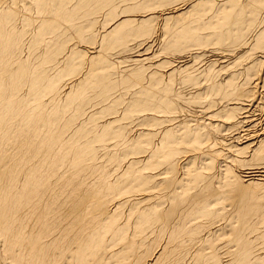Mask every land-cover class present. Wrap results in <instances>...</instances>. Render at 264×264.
Returning a JSON list of instances; mask_svg holds the SVG:
<instances>
[{"label":"bare ground","instance_id":"obj_1","mask_svg":"<svg viewBox=\"0 0 264 264\" xmlns=\"http://www.w3.org/2000/svg\"><path fill=\"white\" fill-rule=\"evenodd\" d=\"M178 1L0 0V264H253L264 245V55L248 52H264V0L149 12ZM156 30L170 57L250 46L218 71V61L194 70L189 54L163 74L154 63L140 73L142 55L116 74L99 52ZM185 85L198 89L183 95ZM192 100L205 119L179 124ZM225 234L237 252L218 247Z\"/></svg>","mask_w":264,"mask_h":264},{"label":"rangeland","instance_id":"obj_2","mask_svg":"<svg viewBox=\"0 0 264 264\" xmlns=\"http://www.w3.org/2000/svg\"><path fill=\"white\" fill-rule=\"evenodd\" d=\"M185 1H188V0H179L178 2H176L175 4H172V5H166V7L165 6H162V5H160V6H155L153 9H152V11H149V12H152V13H154V12H156L155 13V15L157 16V15H159V14H163V13H166L167 11H169L170 9H172V8H174V7H178V6H182V5H184L185 4ZM180 4V5H179ZM166 9V10H165ZM151 10V9H150ZM143 11H145V10H140V12L138 11V12H133L132 13V15L133 16H136L135 18L137 19L138 17H139V15H140V13L141 14H143L142 12ZM154 11V12H153ZM102 20H103V18H102V16L101 15H99L98 16V18H97V25H96V27H95V30L97 29V31H98V37H99V35L102 33V30H101V25H102ZM159 20V21H158ZM158 20H156V21H154V23H153V26H155L156 24H160V18H158ZM170 23H172V21H170L169 22V24ZM157 25V26H158ZM156 28V27H155ZM158 34H162V32L159 30V31H157L156 30V33H155V35H153V36H150L149 38L148 37H139V38H137V39H135V40H133L132 42H129L128 44L130 45L129 46V48L127 49V51H124V52H119V50H110V51H105V50H101L100 48H99V52H100V54H104V55H106L107 56V58H108V64H110V67L112 68V71L114 72V73H116V74H118V73H120L121 74V72H123V71H125V68L126 67H128L129 66V68H131L132 69V67L134 66V64H133V61H135L136 59H138V57L137 56H140V55H142L143 57V59H141V60H143V61H141V63L139 64V66L141 65V66H145L144 67V69H142L141 70V72L140 73H143V74H148V72H149V69H148V65H149V63H151V64H153L154 63V66L156 67V65H158L157 67H156V70H157V72L158 73H160V74H163L164 72H167L168 70H170L171 68L170 67H172V65L174 64L173 62H171V61H175V59H174V57H186L187 58V56H189V54H194L193 56H197L198 57V59H196V60H194V61H190L189 63H187V65L188 66H190V67H193V69L195 70V69H198L199 70V68H200V70H203V68H205V67H207L209 64L208 63H210V64H212V62H215V61H218L217 63H213L214 64V69L216 70V71H218L219 70V68H221V67H230L233 63H234V59H238L239 57H241V55L243 54V53H247L248 51H247V49H249V46L250 45H248V46H243L242 48H241V50L240 49H237V50H235L234 51V53L233 52H231V53H229V55H231V54H233L231 57L228 55V54H226V56H225V53L224 54H222V53H220V51H221V47L220 46H214V48H212V47H206V48H200L199 49V47H193V48H190L187 52H185L184 53V56L181 54V55H179V56H172L171 55V57L168 55V53L166 52V51H164L161 47H162V45H161V43L159 42V37H157V35ZM153 38V39H152ZM148 39V40H147ZM151 39V40H150ZM73 41L74 40H72V41H70L68 44H67V46L68 45H70L71 43H73ZM148 41V42H147ZM156 41V42H155ZM148 43V44H146V43ZM81 43V42H80ZM78 44L79 45V48H80V50L79 51H81V50H83L85 53V56H90V54L92 53L91 51V46H89L87 43H82V44ZM160 43V44H159ZM139 44H140V47H136V46H139ZM77 45V46H78ZM160 45H161V47H160ZM131 47H136L134 50H131L132 48ZM141 47H142V49H141ZM247 47V48H246ZM161 48V49H160ZM217 48V49H216ZM85 49V50H84ZM213 49V50H212ZM140 51V52H139ZM216 51V52H215ZM218 51V52H217ZM242 51V52H241ZM246 51V52H245ZM143 52V53H142ZM201 52V53H200ZM206 52V53H205ZM213 52V53H212ZM236 52V53H235ZM249 53V55L252 57V58H250L251 60L253 59V58H257V59H259V60H262L263 61V59H262V57H263V53L264 52H261V51H259V50H251L250 52H248ZM186 54V55H185ZM200 54V55H199ZM255 55V56H254ZM145 56V57H144ZM220 56V57H219ZM249 56V57H250ZM150 57V58H149ZM227 57V58H226ZM122 58H123V60H122ZM144 58H146V59H144ZM230 58V59H229ZM151 59V60H150ZM224 59H226V60H224ZM222 60V61H221ZM234 60V61H233ZM251 60H248V58H245L244 59V61L245 62H243V64L244 65H248V64H250V62H251ZM140 61V60H139ZM164 61H168L170 64V66L167 64V65H161L160 63H162V62H164ZM129 62V63H128ZM157 62V63H156ZM131 63V64H130ZM145 63V64H144ZM172 63V64H171ZM230 63V64H229ZM108 64H107V66H108ZM113 64V65H112ZM144 64V65H143ZM220 64V65H219ZM133 65V66H132ZM160 65V66H159ZM226 65V66H225ZM195 66V67H194ZM134 69V68H133ZM132 69V70H133ZM236 70L238 69V67H236L235 68ZM235 69H232V71H235ZM228 71H230V72H232L231 70H228ZM230 72H227V74H229ZM226 73L225 74H223L222 75V78L223 77H226V75H227ZM73 76H71L70 74L68 75V77H67V75L65 76L66 77V82H67V84L69 83V81H68V79L70 80V78L71 77H73V78H71V80L70 81H74V80H77L78 78L77 77H74V75L75 74H72ZM140 75V74H139ZM65 77H63V78H65ZM60 79H62V78H60ZM262 87V84L260 83L259 84V86H258V88H260V89H258L257 91H256V96H260L259 98H264V88H261ZM177 88H179V87H177ZM180 89H181V91H182V93H183V95H188V94H195V92L197 91V89L198 88H195V87H192V86H189V85H185V86H181L180 87ZM263 89V90H262ZM259 90H260V92H259ZM263 92H262V91ZM119 93H116V95H118ZM262 103H264V100L262 101ZM93 105V104H92ZM94 107H92V108H90L89 107V112H94V110L95 111H98V110H100V104H96V102L94 103V105H93ZM185 106H187V107H185V110L183 111V110H180V111H178V113H176V117H177V120H178V123L180 124H189V123H193V124H195V122L196 121H199V122H197L198 124L200 123V121H201V119L202 118H204L205 119V117L206 116H203L202 114H200V111H201V106H200V102H198V101H190L189 102V104H186ZM192 110V111H191ZM194 112V113H191V112ZM184 112L186 113V114H184ZM188 112V113H187ZM191 113V114H190ZM196 113V114H195ZM178 114V115H177ZM186 116V117H185ZM189 116V117H188ZM193 116V117H192ZM112 117H115V114H110L109 116H108V119L109 118H112ZM189 120H190V122H189ZM194 121V122H193ZM202 122V121H201ZM126 123V124H125ZM119 124H121L122 126H129L128 125V123L127 122H125V121H122V122H120ZM132 126L133 125H131V128H132ZM130 127V126H129ZM130 130V129H129ZM235 133L234 132H230V134L229 133H227V134H224V136L222 137V138H224L225 140H226V142L227 143H231V142H233L232 140H234L233 139V137H235V136H233ZM248 144V143H247ZM247 144H245V143H243L241 146L242 147H246V145ZM216 147V148H215ZM214 147V151L215 150H220L221 149V147H223L222 145H218L217 144V146H215ZM206 148L208 149V152H210L209 153V155L210 156H212L213 157V159H215L216 161H219V160H222L223 158H224V156H223V154H215V153H212L211 152V148L209 147V144H207L206 146H205V148H204V150H206ZM210 148V149H209ZM218 148V149H217ZM239 168V167H238ZM235 168V176H237V179H238V176H239V179L241 178V180L243 179H245V178H243V176H245V170L243 169L242 170V168ZM238 169V170H237ZM239 174V175H238ZM239 179H238V181H239ZM107 210L109 211V205H108V207H107ZM248 236L252 239V237H253V234H252V232H248ZM147 240L148 241H150V243L154 240V236H150V237H148L147 238ZM261 240H258V241H256L255 242V244H254V246H258V251L256 252V253H254V256H255V254H257L256 255V257H253V260H252V263L253 264H264V245L261 243H257V242H260ZM217 243L219 244V246L218 247H220V248H222L223 249V251L225 252V251H227V250H231V251H234V250H236V252L238 251V247L239 246H237V244H236V242L234 241V238L231 236V234H225L222 238H219L218 240H217ZM227 243H229V244H227ZM255 251V250H254ZM222 258H224V259H222L221 261L224 263V264H242V263H239V262H236V261H227V259L228 258H226V256H224V257H222ZM207 264H212V263H207Z\"/></svg>","mask_w":264,"mask_h":264}]
</instances>
